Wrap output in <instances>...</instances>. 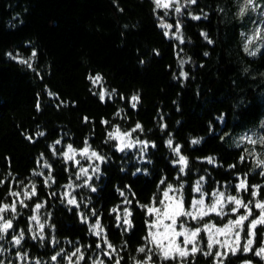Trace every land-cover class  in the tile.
<instances>
[{
  "label": "trees",
  "instance_id": "obj_1",
  "mask_svg": "<svg viewBox=\"0 0 264 264\" xmlns=\"http://www.w3.org/2000/svg\"><path fill=\"white\" fill-rule=\"evenodd\" d=\"M244 2L197 0L188 4L170 19L174 30L177 21L182 25L184 42L180 43L174 30L164 35L166 30L160 24L169 21L161 9L154 11L152 0H0V179L11 173L8 183L0 185V200L14 199L8 196L9 186L20 191L21 181L35 182L39 193L26 201L29 207L18 205L15 231L10 230L0 240V261L68 264L63 253L57 262L51 256L61 250L70 255L80 247L87 264H92L91 258L114 264L101 255V249L95 247L101 241L81 221L79 213L83 212L89 223H94L95 210L109 241L123 257L122 264H134L133 257L139 260L146 255L136 252L138 247H152L143 239L147 235L145 220L150 218L138 204H148L167 183L177 188L183 183L189 202L196 196L192 187L201 176L205 178V193L219 190L238 195L245 202L253 199L250 192L237 193L235 185L237 177H247L250 186H264V176L259 174L264 169L256 166L264 154L259 155L253 145L238 138L254 131L264 134V41L256 55L244 51L246 36L256 27L264 28V18L249 26L246 17L252 11L250 6L243 16L239 14ZM193 15L201 18L193 20ZM33 51L37 55L31 59L32 68L8 55L27 60ZM181 71L187 76H180ZM90 75H99L102 81L94 85ZM101 90L108 94L104 101L98 95ZM133 95L139 96L135 108L131 107ZM84 117H88L87 123ZM136 123L143 131L133 133L132 138L156 145L147 148L143 156L139 146L117 152L115 141L105 143L112 125L131 131ZM38 132L45 135L37 136ZM169 138L174 145H181V154L188 159L184 174L173 164L178 157L166 146ZM57 139H61L60 145H54ZM86 139L106 161L101 164L99 178L93 174L96 192L75 189L81 205L77 209L62 199L63 185L69 178L75 181V166L53 156L49 145L57 150L66 149L68 144L82 148ZM193 139L200 143L193 145ZM224 141L235 147H227ZM42 153L53 165L57 180L50 188L44 187L43 177L32 175L33 171L47 174L41 167ZM241 155L246 156L244 162ZM209 156L216 158L215 164L204 160ZM233 164L236 167L229 168ZM161 179L166 184L158 189ZM53 192L57 195L52 196ZM125 197L132 203H123ZM35 203L44 204L39 212L46 222L43 241L33 240L27 232ZM117 205L121 212L125 207L132 211L131 230L117 227L115 214H110ZM230 218L211 216L206 220L222 224ZM188 226H195V222H188ZM21 229L25 230V240L16 247L12 236ZM202 237L198 246L203 251L183 260H161L153 254L152 264H264L254 251L221 258L205 256L207 246ZM243 237L246 239L244 233ZM263 240L264 227H259L253 249L262 246ZM102 250L108 249L102 245ZM18 251L27 253L28 258L17 259Z\"/></svg>",
  "mask_w": 264,
  "mask_h": 264
},
{
  "label": "snow or ice",
  "instance_id": "obj_2",
  "mask_svg": "<svg viewBox=\"0 0 264 264\" xmlns=\"http://www.w3.org/2000/svg\"><path fill=\"white\" fill-rule=\"evenodd\" d=\"M154 4V11L163 9L164 15L169 14V10H173L177 15L182 13V9L187 6V4H196L197 0H186L185 4L182 5L180 0H152ZM251 6L253 9L258 7L255 4V0H245L244 6L240 8L239 14L243 16ZM193 20H199L201 17L193 15L191 17ZM264 23V22H262ZM160 27L166 30L173 29V25L170 23L161 22ZM182 25L179 21L175 24V32L173 33L176 40L183 43L184 40L181 35ZM165 36H169V31L164 32ZM202 36L207 39L206 33H201ZM243 35V34H242ZM247 43L245 44L244 51L248 52L249 55H256V51L249 52L248 44H251L257 40L264 41V28L257 27L253 35L247 37ZM212 43L211 40L208 41ZM259 51V49H257ZM12 59L17 60L20 64H26L29 68H32L31 59L34 58L37 53L33 51L29 59L19 58V56H13L11 53L8 54ZM207 55V53H205ZM185 61H181V66ZM180 76L186 77L187 74L183 71L180 72ZM88 79L92 81L95 85L102 81V77L99 75L89 76ZM52 95V93H49ZM99 98L101 101L105 100V96L108 95L104 90L99 93ZM139 102V96L133 95L131 97V107L135 108ZM39 109V105H37ZM116 116H120V112L116 113ZM85 123L88 122V117H84ZM101 123L108 125L109 121L102 120ZM112 130L107 133L108 141H115V150L117 152H124L126 149H132L137 146L140 147L141 156L147 148L156 145L147 140L133 139V133L137 131H143V127L140 123H136L135 127L131 131H121L118 125H112ZM162 127H166L163 125ZM261 127H264L262 125ZM44 132H38L37 136H44ZM31 139V137H28ZM242 142H246L253 146L260 145L264 146V134L257 135L255 132L246 133L241 137ZM193 145L199 144L200 140L193 139L191 141ZM61 139H57L54 145H60ZM54 145H49L53 156L62 157L66 165H74L78 170L75 173V181H82V183L77 184L71 178H69L68 183L63 185L62 199L66 200L67 204L75 208H80V202H78L76 195H74L76 188H87L91 192H96V187L93 186V174H96L97 179L99 178V173L101 172V164L106 161V157L102 155L99 151L94 150L89 144L88 140L84 141V146L82 148H75L72 144H68L66 149L57 150ZM166 146L172 150L175 156L178 157L177 160L173 161L174 165H179V172L181 174L185 173L188 167V159L185 155L181 154V145L173 143V140L169 138L166 141ZM244 151L251 155L252 153L248 149ZM88 161V166L85 167L81 164V159ZM246 159L245 155L240 156V161L244 162ZM40 160L43 161L41 167L47 170V174L40 171H33L32 175L37 177H43L44 187L50 188L53 184L57 183L55 176L53 175V165L44 158L42 153ZM204 160L208 164H215L216 158L213 156L205 157ZM99 162V163H94ZM256 166L258 168L264 169V159H257ZM236 166L229 165V168H235ZM65 171H69L65 168ZM140 171V169H137ZM91 173V174H90ZM264 176V171L259 173ZM11 178V173L4 179H0V185L8 183ZM179 179V177H177ZM204 177L201 176L199 180L196 181L194 187H192V192L196 193L197 196H193L190 200L185 199L184 195V184L180 183L179 187H174L173 184L167 183L165 179H161L158 185L160 189L161 185L166 187L160 189V195H154L148 204H138V207L144 210L145 215L150 219L145 220V225L147 228V235L143 237L148 244L152 247L141 246L136 249L138 253L146 254L143 259H136L133 257L134 264H152L153 254L160 256L161 260H175L177 257L180 259H185L189 255H195L198 252L203 251L198 245L203 239L202 234L206 236V246L207 251H204L205 256L214 255L215 257L221 258L226 257L231 254L233 256L240 252L254 254L261 259H264V245L253 249V245L257 240V232L259 227H264V198H259L264 196V186L253 185L250 186L247 177L240 178L237 177L238 183L235 185V191L237 193L250 192L252 200L245 202L243 198L238 195L226 194L225 191L214 190L210 194L205 193L202 182ZM21 190L16 191L14 185L9 186L8 196L13 197L9 202L0 200V240H4L5 236L10 234V230L15 231L14 220L19 215L17 210L18 205L20 207L27 208L29 205L26 201L32 200L33 197L39 195L37 191V186L35 182L24 183L20 182ZM119 191L120 196L124 197V192ZM52 196H56L57 193H51ZM211 197V202H206V196ZM254 202V203H253ZM123 203L131 204L132 201L125 197ZM228 205H234L231 207L230 214L234 218L227 219L226 223L217 224L213 223L210 219L206 218L215 216L220 217L223 220L225 217L229 216V212L225 209ZM87 205H85L86 207ZM44 207L43 203H35V206L31 209L32 215L29 217V225L27 232L32 234V239H39L43 241L45 239L44 230L46 227V222H42L39 215L40 209ZM243 209V213L240 210ZM258 211V215L255 212ZM10 214V215H9ZM110 214H115L117 227H123L124 231H129L133 228L132 222V211L125 207L122 212L120 211L119 205L110 209ZM81 221L88 224L89 232L96 236L101 243H97L95 247L101 249V255L108 258L109 261L114 260V264H122L123 257L119 255L116 247L109 241L107 233L105 232V227L101 222V218L97 215L96 211H92V216L95 217L94 223H89V218L83 212L79 213ZM195 222V226H188V222ZM247 222V223H246ZM242 233L245 234L246 239L242 237ZM25 230L21 229L18 235L12 236L11 243L19 247L22 241L25 240ZM242 239L244 240L241 243ZM102 245L107 247V251L102 250ZM191 246V247H189ZM90 247V246H89ZM218 247L220 249H226V251L221 252L219 250L213 253V248ZM3 249H0L2 252ZM63 256L67 259L68 264H81L85 262L87 264V258L80 247H76L75 251L71 254L57 252L55 255L51 256L53 262L58 261V257ZM28 254L25 252H17V259L26 260ZM92 264H105L102 259L91 258ZM0 264H4L0 261ZM35 264H40L37 260ZM244 264H251V261H245Z\"/></svg>",
  "mask_w": 264,
  "mask_h": 264
},
{
  "label": "rangeland",
  "instance_id": "obj_3",
  "mask_svg": "<svg viewBox=\"0 0 264 264\" xmlns=\"http://www.w3.org/2000/svg\"><path fill=\"white\" fill-rule=\"evenodd\" d=\"M245 1V0H244ZM185 2H186V0H180V3L182 4V5H184L185 4ZM255 4L256 5H258V7H256L255 9H253L251 6H250V8L252 9V11H250V13L247 15V17H246V21H249L250 23H248V25L249 26H251V25H254V24H256L257 25V23L259 22V21H261L263 18H264V0H255ZM188 5V4H187ZM185 8V7H184ZM186 8H187V6H186ZM163 12H164V10L163 9H161ZM175 16H177V14L173 11V10H169V14L166 16V18L168 19V23H170L171 24V22H170V19L172 18V19H174V17ZM173 22V21H172ZM167 23V22H166ZM173 25V24H172ZM257 28V27H256ZM255 28V29H256ZM254 29V30H255ZM166 30V29H165ZM171 30H174V29H171ZM171 30H166V31H169V32H171ZM175 31V30H174ZM250 31H252V29L250 30ZM254 32V31H253ZM253 32L251 33V32H249V34L246 36V38L247 37H250V36H252L253 35ZM250 45V46H249ZM262 45V43H261V41L259 42V40H257V41H255V42H253V43H251V44H248V48H251V46L253 47L254 46V48H252V49H254L255 51H256V53H257V49H259L260 47H262L261 46ZM253 50V51H254ZM257 135H260L259 133L260 132H257V131H254ZM238 138L241 140V137H239L238 136ZM234 142H236V138L233 140V143ZM227 147H235L234 146V144L232 143H229L228 141H224L223 142ZM240 144H242V143H240ZM255 147V150L257 151V153L259 154V155H261V154H264V146H260V145H256V146H254ZM136 148H138V146L137 147H135V148H132V149H128V150H134V149H136ZM127 150V149H126ZM78 159H81L80 157H77ZM81 164L83 165V166H85V167H87L88 166V161L87 160H84V159H81ZM75 170L77 171L78 169L75 167ZM196 194V193H195ZM227 194V193H226ZM196 196H197V194H196ZM206 202H211V197L209 196V197H207L206 196ZM227 207H229L230 209H231V207H234V205H228ZM227 207H226V209H225V211L227 212H229V216L228 217H230L231 216V214H230V211L227 209ZM232 218H234V217H232ZM189 222H192V221H189ZM202 235H204V234H202ZM242 237H243V233H242ZM204 238H205V240L207 239L206 238V236L204 235ZM243 242V239H242V241H241V243ZM262 245H264V240H263V243H262ZM189 247H191V246H189ZM213 249H215L216 251L217 250H219V251H221V252H224V251H226V249H220V248H218V247H214ZM264 260V259H263Z\"/></svg>",
  "mask_w": 264,
  "mask_h": 264
}]
</instances>
